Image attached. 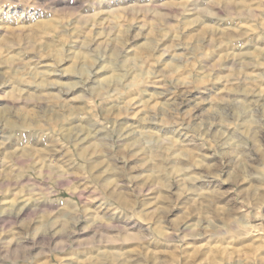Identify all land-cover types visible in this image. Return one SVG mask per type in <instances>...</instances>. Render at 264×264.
<instances>
[{"label":"rangeland","instance_id":"1","mask_svg":"<svg viewBox=\"0 0 264 264\" xmlns=\"http://www.w3.org/2000/svg\"><path fill=\"white\" fill-rule=\"evenodd\" d=\"M263 174L264 0H0V264H264Z\"/></svg>","mask_w":264,"mask_h":264},{"label":"bare ground","instance_id":"2","mask_svg":"<svg viewBox=\"0 0 264 264\" xmlns=\"http://www.w3.org/2000/svg\"><path fill=\"white\" fill-rule=\"evenodd\" d=\"M111 56L113 57V56H116L115 54H111ZM81 59L83 58L84 60L86 59L85 58V56L83 57H80ZM116 58V57H115ZM115 77L117 76H119V77H121V75H114ZM246 92V91H245ZM245 107V106H244ZM241 109V108H240ZM242 109H243V107H242ZM71 115V114H70ZM55 116V115H54ZM67 117H68V115H67ZM58 118H60L61 119V121H63L64 119H66L64 116H60V117H58ZM88 121V120H87ZM79 122V121H78ZM82 122V121H81ZM28 123V122H27ZM86 123V122H85ZM17 125L16 123H14V122H10V121H7V122H5V125L6 126H11L12 127V125ZM45 125H48L49 127H50V129H54V128H57V125H58V121H54V120H52V118L51 119H49L48 120V122L46 121V123H44ZM45 125H43V127L45 126ZM52 125V126H51ZM85 125V124H84ZM88 125V124H87ZM71 126V125H70ZM86 126V125H85ZM22 127V126H21ZM43 127H39L38 129L39 130H43V131H47V127L45 128H43ZM62 128H64V126H61V127H59L58 129H56V131H55V129H54V133L55 134H57L58 132H57V130L59 131V132H61V131H64V130H62ZM19 129H20V127H19ZM26 129V128H25ZM50 129H48V130H50ZM73 130V129H72ZM94 130V129H93ZM74 131V130H73ZM95 131V130H94ZM93 131V132H94ZM90 134V133H89ZM57 136V135H56ZM65 136H67L68 137V135H65ZM88 136V135H87ZM84 137H86V136H84ZM83 137V138H84ZM64 138H66V137H64ZM67 139V138H66ZM82 139V138H81ZM128 139V138H127ZM180 170V169H179ZM258 174V173H257ZM261 178L263 179V181H264V174L263 175H261ZM191 179V178H190ZM189 179V180H190ZM193 180V179H192ZM256 180V179H255ZM263 195H264V193H263ZM217 196V195H216ZM218 198H216V200H217ZM264 199V198H263ZM219 200H220V198H219ZM218 200V201H219ZM217 201V202H218ZM263 201V200H262ZM114 202V201H113ZM221 209V208H220ZM218 210V209H217ZM226 210V209H225ZM213 211H214V209H213ZM222 213H223V211H222ZM214 214V213H213ZM221 214V213H220ZM224 214V213H223ZM219 215V214H218ZM221 216V215H220ZM214 217H215V215H214ZM222 217V216H221ZM184 219V218H183ZM189 219V218H188ZM220 219V218H219ZM185 222V221H184ZM181 223V222H180ZM220 223H222V221L220 220ZM224 223V224H223ZM222 224H223V228H224V232H222V231H220V232H218V231H216L213 227H212V237L213 236H216V237H218L217 239L218 240H216V241H214L215 242V244L217 243V242H219L218 244H219V246L218 247H223L225 244H227V243H225L224 244V242H223V239H224V237L222 236V235H229V234H231V230H232V228L230 227V224H226L225 222H223ZM185 226V225H184ZM233 227V226H232ZM177 229H178V227H177ZM218 229V228H217ZM235 229V228H234ZM160 231V230H159ZM158 230H155V236H157V238H160V240H161V238H163V236L161 235V232H159ZM182 231V230H181ZM231 235H233V233L231 234ZM227 238H229V237H231V236H226ZM222 240H220V239ZM171 239V238H170ZM225 241V240H224ZM262 243V242H261ZM264 245V244H263ZM226 246V245H225ZM224 246V247H225ZM215 247H216V245H215ZM215 247H214V245H212V249L210 248V249H208V250H206V251H211V253H212V260H210L211 261V263H213V264H217V263H219L220 261L223 263V261H225V259H224V256H223V254H224V251H225V248H220V249H222L221 251H220V249H215ZM260 247V246H259ZM206 251L204 252V253H200V256H202V255H204L205 253H206ZM124 264V263H123Z\"/></svg>","mask_w":264,"mask_h":264}]
</instances>
